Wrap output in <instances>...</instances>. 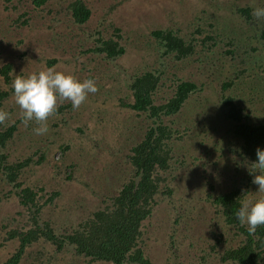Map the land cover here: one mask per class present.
<instances>
[{
	"label": "rangeland",
	"instance_id": "1",
	"mask_svg": "<svg viewBox=\"0 0 264 264\" xmlns=\"http://www.w3.org/2000/svg\"><path fill=\"white\" fill-rule=\"evenodd\" d=\"M70 1L63 0V6ZM84 1L91 9V16L78 26L60 9L56 0H52L51 6L58 10L57 13L33 10L32 0L23 1L24 6L17 11L7 12L4 0H0V63L11 61L14 64V78L54 67L81 81L92 75L96 83L104 84L109 95L105 96L104 90L96 84L97 91L88 94L78 108L69 107L63 114L54 112L49 116L48 131L42 135L33 131L38 127L35 122L22 123L19 107L11 95L0 109L9 114L2 123L5 126L16 123L18 130L3 151L10 161L29 156L35 161L24 171V186L34 191L43 188L45 195L59 192L44 206L41 219L50 220L59 234L78 227L90 213L116 195L129 179L133 170L126 161V154L152 125L146 115L137 114L119 101L128 89L126 80L115 77L117 81L113 83L114 77L108 75L114 76L116 68L83 50L97 45L98 31L109 37L117 27L125 52L113 63L124 66L129 73H141L138 71L141 65H146L145 71L158 68L160 64L158 48L150 39L153 30L171 28L179 30L183 37H190L197 27L203 29L205 33L200 37L208 33L217 38V51L231 50L235 54L227 53L226 58L219 61L226 65L221 73L216 68L209 70L207 65H199L193 57L169 65L166 71L169 78L192 79L198 84L207 80V85L199 99L192 98L175 116L181 123L180 131H185L183 139L173 143L174 168L168 174V183L174 191L171 197H157L158 204L142 226V243L153 264H200V253L202 248H208L213 225L217 223L219 228H224L222 219L206 199L228 190L231 182L246 172L244 159L236 153L239 144H235L234 136L227 134L233 124L226 120L223 123L218 115L219 99L222 84L235 78L234 71L240 68L231 61V58L235 61L237 50L240 57H243L242 51L251 54L248 63L249 68H253L249 70L251 74L240 75L226 94H237L236 90L246 82L249 86L252 84L253 74L262 73L264 20L256 19L252 10L264 7V0ZM238 8L248 10V18L254 21L245 19V15L237 12ZM25 10H30L28 25L14 27L12 18ZM54 58L56 62L49 65L48 60ZM171 79H166L165 83L170 85ZM165 89L166 93L160 92L162 98L171 93L166 86ZM157 100L161 101L159 97ZM66 104L71 103L64 101L57 107ZM253 108L252 113L258 109L264 112V100ZM167 119L165 122H169ZM195 121L198 122L196 126ZM187 125L189 130L185 129ZM42 154L44 159L36 164ZM211 184L213 189H210ZM13 188L0 179V194L11 191L8 199L0 200V264L5 263L17 247L16 240L3 243L2 224L10 221L15 226L14 223L29 220L28 211L19 204ZM258 195L261 194L255 191L253 196L245 198L256 199ZM47 198L42 197L41 203ZM213 258L206 264H214L216 259ZM71 259L70 250L58 251L51 242H40L26 248L19 264H70ZM88 261L87 258L76 259L74 264H87ZM91 264L105 263L95 261Z\"/></svg>",
	"mask_w": 264,
	"mask_h": 264
},
{
	"label": "trees",
	"instance_id": "2",
	"mask_svg": "<svg viewBox=\"0 0 264 264\" xmlns=\"http://www.w3.org/2000/svg\"><path fill=\"white\" fill-rule=\"evenodd\" d=\"M23 1L25 0H4V9L7 12L17 11L21 5L24 6ZM56 1L74 24L82 26L89 20L91 9L84 0H72L66 6H63V0ZM51 3L52 0H32L31 8L40 12L57 13L58 10L52 7ZM29 11L25 10L12 18L14 27L21 28L28 25ZM237 12L245 15L248 21H254L248 18V10L238 8ZM193 33L194 36L183 37L179 30L171 28L153 30L150 39L153 40L154 47L158 48L160 64L158 68L145 71L146 65H141L138 69L142 71L141 73H129L124 66L113 63L125 52L120 41L122 35L117 27L113 35L109 37L98 31L97 45L83 50V52L94 53L108 62V65L116 68L114 76L112 73L108 75L114 77L113 83H116V78L126 80L128 89L125 96L119 97V101L124 107L137 114L146 115L147 119L152 120V125L144 137L126 154V161L133 170L129 179L116 195L109 197L103 207L90 213L78 227L71 231L65 229L59 234L50 220L41 219L44 206L58 196L59 192L54 191L45 195L43 188L34 191L29 186L23 185L24 171L35 161L30 156L23 160H9L8 154L3 150L14 138L18 127L16 123L5 126L0 122V148L2 149L0 179L14 187L12 192L16 194L19 204L29 214V220L26 222L14 223L15 226H12L10 221L2 224L3 243L7 244L13 240L17 242L16 252L3 264H19L26 248L41 239L51 242L58 251L69 252L70 250L72 252L70 264L76 263V259L83 258L90 260L87 264L95 261L105 264H153L142 243V226L158 204L157 197H171L174 191L168 183V174L172 173L171 170L174 168L172 166L173 143L183 139L185 131H180L181 123L176 121L175 116L192 98L199 99L204 91L203 88L207 85V80L198 84L192 79L177 76L171 79L166 75V71L171 63L175 64L173 61L182 62L193 57L199 65H207L209 70L216 68L221 73L226 65L219 61L226 58L227 53L233 56L235 54L231 50L217 51L215 48L217 38L208 33L205 37H200V34L205 33L203 29L197 27ZM261 35L264 38V29ZM242 52L243 57H240L237 50L235 61L231 58L232 65H239L240 68L234 71L235 78L222 84L218 115L223 123L227 121L233 124L227 134L234 136L235 144H239L236 153L244 159L243 162L250 163L256 158L257 147L264 148V112L261 109H258L256 113L251 112L255 110L253 106L257 102L264 100V68H262L264 64L260 67L262 73L254 72V80L250 86L246 82L242 88L236 90L237 94L233 92L226 94V91L232 88L230 86L235 85L240 75L248 74L253 68H249L248 63L251 54ZM48 61L49 65H52L56 59ZM13 72L14 64L11 61L0 63V109L13 95L11 87L14 79ZM166 79H171L172 83L167 85ZM225 80L227 79L222 81ZM96 84L100 90H104L105 96H109L104 84L100 82ZM165 86L171 93L162 98L160 92L164 90L166 93ZM239 94L241 95L238 96ZM157 97L161 101H158ZM69 107H72L71 104L60 105L55 112L63 114V110ZM167 118L169 122H165ZM194 125H198V122L195 121ZM185 129L189 130L190 127L187 125ZM43 159L42 154L36 164H40ZM251 180L252 176L246 167V172L234 179L228 190L206 199L214 207L215 214L222 219L224 228H219L217 223L213 225L214 229L208 237V248H202L203 252L200 253V264H206L212 256L216 259L214 264H264V226H259L255 233H249L246 226H241L233 215L234 210L239 207L237 199L243 195L253 196L256 191V185L252 184ZM210 189H213L212 184ZM10 194L11 191L0 194V200L8 199ZM45 196L48 198L41 203V198ZM172 246L175 249L174 244ZM175 264H189V262Z\"/></svg>",
	"mask_w": 264,
	"mask_h": 264
},
{
	"label": "clouds",
	"instance_id": "3",
	"mask_svg": "<svg viewBox=\"0 0 264 264\" xmlns=\"http://www.w3.org/2000/svg\"><path fill=\"white\" fill-rule=\"evenodd\" d=\"M252 15L258 20L264 18V7L254 8ZM11 87L22 123L27 125L29 122H35L38 127L33 131L37 135L48 131L46 121L56 111L58 103L69 101L72 108L76 109L86 100L88 94L97 91L93 78L81 81L72 74L58 71L54 67L26 76L17 75ZM8 118L9 114L0 110V122ZM255 157L254 161L246 163V167L252 176L251 183L257 186L256 193L264 194V148L257 147ZM237 201L239 207L234 210L233 215L241 226H246L249 233H255L259 226H264V195H258L256 199H247L243 195ZM40 242L47 241L41 239L34 244Z\"/></svg>",
	"mask_w": 264,
	"mask_h": 264
}]
</instances>
